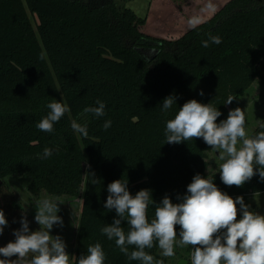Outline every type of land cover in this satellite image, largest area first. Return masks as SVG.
Segmentation results:
<instances>
[{"label": "trees", "instance_id": "trees-1", "mask_svg": "<svg viewBox=\"0 0 264 264\" xmlns=\"http://www.w3.org/2000/svg\"><path fill=\"white\" fill-rule=\"evenodd\" d=\"M145 24L118 0H0V210L8 221L0 247L15 240L22 217L30 231L40 227L5 182L8 177L27 176L35 197L81 198L73 264L97 242L105 264H140L100 231L117 218L104 207L115 180L127 179L132 195L150 189L156 203L166 195L181 202L196 174L233 198L264 193L258 173L242 187L226 186L219 173L209 176L211 148L202 138L165 143L166 122L185 102L212 104L220 123L229 96L234 104L255 80L264 84V0H230L174 42L143 33ZM209 35L222 43L203 47ZM170 95L176 103L165 112L162 103ZM54 99L70 111L53 132L40 131L36 124ZM97 99L105 102V115L84 114ZM73 119L87 124V138L71 128ZM262 124L264 119L253 135L264 131ZM45 147L52 149L47 159L39 155ZM88 173L99 182L92 184ZM154 212L150 204L149 222ZM122 227L128 231L126 222ZM158 250L146 249L163 259Z\"/></svg>", "mask_w": 264, "mask_h": 264}, {"label": "clouds", "instance_id": "clouds-1", "mask_svg": "<svg viewBox=\"0 0 264 264\" xmlns=\"http://www.w3.org/2000/svg\"><path fill=\"white\" fill-rule=\"evenodd\" d=\"M192 26L198 21H192ZM209 42L219 45V36L209 35L202 41L203 47ZM44 59V54H41ZM200 95H203L201 91ZM177 97L170 95L163 100L162 110L167 112L176 103ZM235 99L229 96L225 104ZM97 106L83 109L84 114L94 117L105 115V102L97 99ZM46 116L36 124L43 132H53L54 124L70 111L66 103L55 99L49 102ZM221 112L212 104H203L195 99L179 107L174 118L166 122L165 138L168 144H179L188 140L202 138L211 149L217 151L220 179L226 186L242 187L255 175L264 181V131L249 136L246 130V117L239 107L230 110L226 120L217 123ZM106 120L103 129L111 127ZM264 128V124L260 126ZM74 132L87 138V124L71 121ZM41 158L52 155V149L45 147ZM92 184L99 182L94 173ZM108 197L104 204L109 212L115 210L116 217L111 224L101 228V233L114 240L116 247L129 261L140 264H164L146 249L157 247L160 255L171 258L176 255V247L191 246L190 264H264V214L251 210L242 196L235 199L221 191L213 180L196 174L187 185V192L179 203H173L167 195L156 203L150 189H142L132 195L127 179H118L108 184ZM57 199L37 200L35 221L36 231L29 230L26 217L21 219V228L15 230L14 241L0 247V264H72L66 252V244L57 235H51L54 225L63 226L58 215L60 208ZM155 205L154 218L149 222V205ZM239 205V207H237ZM122 222L128 225L125 232ZM3 210H0V235L7 226ZM179 225V238L176 226ZM133 247L134 250L129 251ZM16 257V259H11ZM105 252L99 242L89 245L87 254L81 255L76 264H105Z\"/></svg>", "mask_w": 264, "mask_h": 264}, {"label": "rangeland", "instance_id": "rangeland-1", "mask_svg": "<svg viewBox=\"0 0 264 264\" xmlns=\"http://www.w3.org/2000/svg\"><path fill=\"white\" fill-rule=\"evenodd\" d=\"M230 0H118L120 5H126L133 10L139 18L145 19L146 24L142 27V32L159 39L176 41L193 28L192 21H198L199 25L210 19ZM29 16L34 28L37 26V19L29 12ZM239 107L245 113L246 130L252 136L264 119V84L257 79L250 88L237 99L234 104L228 105V112ZM227 116L224 120L227 119ZM208 175L218 174L219 165L222 161L216 150L211 149L208 153ZM11 190L14 192L18 202L35 217L37 200L43 198L57 199L42 192L39 197L33 196L28 187L30 179L24 177H8L5 179ZM244 202L250 206L251 210L264 214V193L245 196ZM236 197H234L235 199ZM62 203L58 206V215L63 219V226L54 225L51 235H59L66 244V252L70 255L73 264L74 246L76 244L79 221L81 216V198H58ZM239 207V205H237ZM35 220V219H34ZM36 222V221H35ZM37 223V222H36ZM37 225H39L37 223ZM179 238V232H177ZM191 246L186 248L176 247V255L171 258H164L166 264H180L182 261L190 264Z\"/></svg>", "mask_w": 264, "mask_h": 264}, {"label": "water", "instance_id": "water-1", "mask_svg": "<svg viewBox=\"0 0 264 264\" xmlns=\"http://www.w3.org/2000/svg\"><path fill=\"white\" fill-rule=\"evenodd\" d=\"M180 264H186V263L182 261Z\"/></svg>", "mask_w": 264, "mask_h": 264}, {"label": "crops", "instance_id": "crops-1", "mask_svg": "<svg viewBox=\"0 0 264 264\" xmlns=\"http://www.w3.org/2000/svg\"><path fill=\"white\" fill-rule=\"evenodd\" d=\"M126 6V5H125Z\"/></svg>", "mask_w": 264, "mask_h": 264}]
</instances>
